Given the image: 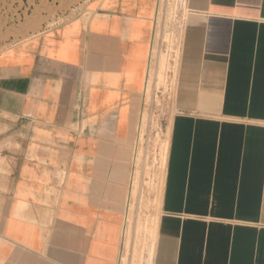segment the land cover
Masks as SVG:
<instances>
[{"label": "crops", "instance_id": "crops-1", "mask_svg": "<svg viewBox=\"0 0 264 264\" xmlns=\"http://www.w3.org/2000/svg\"><path fill=\"white\" fill-rule=\"evenodd\" d=\"M161 4L45 0L0 52V264H264V0H183L159 206L129 219Z\"/></svg>", "mask_w": 264, "mask_h": 264}, {"label": "rangeland", "instance_id": "rangeland-1", "mask_svg": "<svg viewBox=\"0 0 264 264\" xmlns=\"http://www.w3.org/2000/svg\"><path fill=\"white\" fill-rule=\"evenodd\" d=\"M42 1L45 0H0V52L22 38L23 28ZM183 6V0H162L158 17L155 62L147 82L146 89H149L145 90L142 110L139 113L129 219L133 211L135 212L137 203L138 222H144V226L156 216L160 196L162 173L159 158L162 157V147L169 138L181 27L180 14ZM145 232L146 229L144 235ZM142 234L139 228L137 244L139 254L145 246L146 236L144 242H141ZM147 249L150 251V244ZM129 250L130 246L127 242L128 253ZM139 264H141L140 258Z\"/></svg>", "mask_w": 264, "mask_h": 264}, {"label": "bare ground", "instance_id": "bare-ground-1", "mask_svg": "<svg viewBox=\"0 0 264 264\" xmlns=\"http://www.w3.org/2000/svg\"><path fill=\"white\" fill-rule=\"evenodd\" d=\"M161 5H162V4H161ZM170 8H171V7H170ZM172 8H173V7H172ZM171 10H172V9H171ZM170 13H171V11H170ZM157 17H158V16H157ZM156 34H157V33H156ZM154 41H155V40H154ZM149 68H150V67H149ZM148 89H149V88H148ZM148 89H146V90H148ZM146 94H147V92H146ZM139 161H140V160H139ZM139 161H138V162H139ZM162 185H163V184H162ZM158 206H159V204H158ZM154 222H155V221H154ZM154 222H153V223H154ZM152 230H153V229H152ZM153 235H154V234H153ZM150 237L153 238L151 235H150ZM150 240H151V239H150ZM153 240H154V238H153ZM151 241H152V240H151ZM149 244H151V242H149ZM151 245H152V244H151ZM151 245H150V251H149L150 253H151V250H152V249H151ZM150 261H151V260H150ZM148 264H149V262H148Z\"/></svg>", "mask_w": 264, "mask_h": 264}]
</instances>
